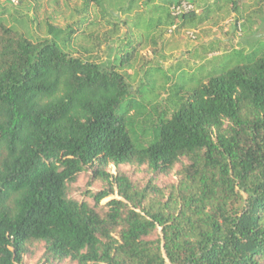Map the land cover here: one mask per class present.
Masks as SVG:
<instances>
[{
	"label": "trees",
	"instance_id": "trees-1",
	"mask_svg": "<svg viewBox=\"0 0 264 264\" xmlns=\"http://www.w3.org/2000/svg\"><path fill=\"white\" fill-rule=\"evenodd\" d=\"M163 1H145L151 31L114 39L100 60L90 53L103 40L85 33L98 20L74 34L25 13L0 17V264H20L33 241L75 264H264V42L203 73L177 65L169 75L157 60L135 82L127 68L150 32L196 28L236 3L187 0L194 9L173 16L178 0ZM135 3L83 0L81 11L94 5L105 20ZM80 36L96 41L84 57L70 51ZM121 164L147 174L108 170ZM83 172L100 188L71 197Z\"/></svg>",
	"mask_w": 264,
	"mask_h": 264
},
{
	"label": "rangeland",
	"instance_id": "rangeland-1",
	"mask_svg": "<svg viewBox=\"0 0 264 264\" xmlns=\"http://www.w3.org/2000/svg\"><path fill=\"white\" fill-rule=\"evenodd\" d=\"M145 1L136 0L135 7L131 12L127 14L113 12L112 17H107L104 20L98 12V8L94 5L90 6L87 12L81 11L83 0H22L17 5L0 0V17L3 16L8 23H13L11 15L16 17L20 13H25L30 18L35 17L36 21L44 24L45 20H47L59 27L71 25V27H64L65 32L72 29L74 34H76L75 30L79 25L82 30L89 20H98V24L88 26L85 33L87 35L90 33L91 35L97 34L103 40L100 47L98 48L95 45L90 53L92 56L97 57L95 58L96 60H100L106 57L107 52L104 51V47L112 43L114 39L118 37L125 38L126 35H129V38L136 39L140 33L145 34V25H147L146 30L151 31L154 21L152 19L150 25H148L146 20L148 16L154 15L148 12V9L155 3L149 2L147 5ZM155 2L164 3L163 0H155ZM207 3H211V0H204L202 5L205 6ZM218 5L220 7H215L209 18L196 28L184 26V28L176 31L174 25L161 24L156 31L150 32L147 44L139 49V55L135 61H131L132 66L127 68V71L135 77L134 81H138L143 68H147L149 65H157V60L162 70L169 75L173 73L177 65L181 67L175 74H178L180 70H185L189 73L199 71L203 73L205 69L203 70L202 68H206V66H224L229 60H234L235 50L242 49L243 53H249L259 43L264 42V0H236L235 5L231 3H219ZM201 11V7L196 8V12L200 13ZM137 12L141 13L143 18L138 17V19L141 18L142 20L139 23V27L134 28L133 22L136 18L133 17H135ZM160 16H162V19L165 18L162 14ZM125 17L130 18L126 25L122 23ZM80 18H82L81 23H79ZM107 20L115 21L116 26L111 25ZM174 22L177 23L178 19L175 18ZM28 25L31 31H37L34 32L35 34L39 32L40 35L49 37L45 25L40 28L35 26V22ZM159 31H161L160 34H158ZM153 38L155 43H152ZM92 42L96 43L91 37H88V39L85 36L75 37V40L71 42L70 51L84 57L88 53L82 50V47H91ZM237 58L240 59L241 56ZM200 66L202 68H199ZM171 80L174 79L172 78ZM118 169L132 178L141 179L147 174L144 167L137 168L129 164H121L118 167L108 166V170L113 174ZM174 180V175L170 174L169 176L161 177L160 182ZM100 185V181L90 183L89 172H83L78 176L77 181L69 187V195L75 198H82L86 190L95 191L100 188ZM114 196L111 195L110 197ZM20 264L75 263L69 259L47 258L44 242L33 241L26 244V251Z\"/></svg>",
	"mask_w": 264,
	"mask_h": 264
},
{
	"label": "built area",
	"instance_id": "built-area-1",
	"mask_svg": "<svg viewBox=\"0 0 264 264\" xmlns=\"http://www.w3.org/2000/svg\"><path fill=\"white\" fill-rule=\"evenodd\" d=\"M11 1H18V0H11ZM194 9L193 5L188 2L187 0H178L177 2L173 3L170 6L171 14L178 15L185 12L192 11Z\"/></svg>",
	"mask_w": 264,
	"mask_h": 264
}]
</instances>
